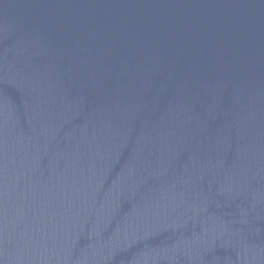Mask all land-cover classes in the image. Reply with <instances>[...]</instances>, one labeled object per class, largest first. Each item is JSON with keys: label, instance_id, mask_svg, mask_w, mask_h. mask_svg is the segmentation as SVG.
Wrapping results in <instances>:
<instances>
[{"label": "water", "instance_id": "obj_1", "mask_svg": "<svg viewBox=\"0 0 264 264\" xmlns=\"http://www.w3.org/2000/svg\"><path fill=\"white\" fill-rule=\"evenodd\" d=\"M0 264H264V0H0Z\"/></svg>", "mask_w": 264, "mask_h": 264}]
</instances>
